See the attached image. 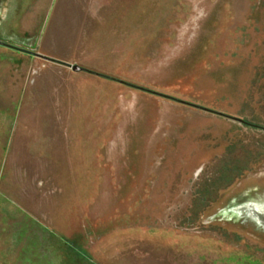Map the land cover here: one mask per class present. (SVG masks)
I'll return each instance as SVG.
<instances>
[{
	"label": "rangeland",
	"instance_id": "obj_1",
	"mask_svg": "<svg viewBox=\"0 0 264 264\" xmlns=\"http://www.w3.org/2000/svg\"><path fill=\"white\" fill-rule=\"evenodd\" d=\"M228 2L0 0V264H264L131 212Z\"/></svg>",
	"mask_w": 264,
	"mask_h": 264
},
{
	"label": "water",
	"instance_id": "obj_2",
	"mask_svg": "<svg viewBox=\"0 0 264 264\" xmlns=\"http://www.w3.org/2000/svg\"><path fill=\"white\" fill-rule=\"evenodd\" d=\"M179 103L131 212L230 232L264 261V0H229Z\"/></svg>",
	"mask_w": 264,
	"mask_h": 264
},
{
	"label": "flooded vegetation",
	"instance_id": "obj_3",
	"mask_svg": "<svg viewBox=\"0 0 264 264\" xmlns=\"http://www.w3.org/2000/svg\"><path fill=\"white\" fill-rule=\"evenodd\" d=\"M262 204H264V203H260V205H262ZM258 228H260V227H258ZM261 229V228H260ZM262 230V229H261Z\"/></svg>",
	"mask_w": 264,
	"mask_h": 264
},
{
	"label": "trees",
	"instance_id": "obj_4",
	"mask_svg": "<svg viewBox=\"0 0 264 264\" xmlns=\"http://www.w3.org/2000/svg\"><path fill=\"white\" fill-rule=\"evenodd\" d=\"M107 79H109V78H107ZM139 90L141 89V88H138ZM141 90H143V89H141ZM145 91V90H144Z\"/></svg>",
	"mask_w": 264,
	"mask_h": 264
}]
</instances>
